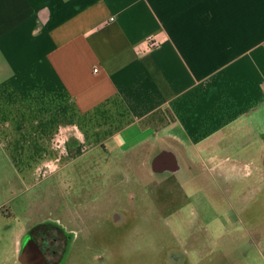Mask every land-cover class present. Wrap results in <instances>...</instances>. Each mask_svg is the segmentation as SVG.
I'll list each match as a JSON object with an SVG mask.
<instances>
[{
  "label": "crops",
  "instance_id": "obj_1",
  "mask_svg": "<svg viewBox=\"0 0 264 264\" xmlns=\"http://www.w3.org/2000/svg\"><path fill=\"white\" fill-rule=\"evenodd\" d=\"M216 159L224 179L264 170V0H0V162L29 189ZM28 215L12 256L46 264L29 230L73 232Z\"/></svg>",
  "mask_w": 264,
  "mask_h": 264
},
{
  "label": "rangeland",
  "instance_id": "obj_2",
  "mask_svg": "<svg viewBox=\"0 0 264 264\" xmlns=\"http://www.w3.org/2000/svg\"><path fill=\"white\" fill-rule=\"evenodd\" d=\"M224 165L216 159L172 173L149 170L145 179L116 176L87 194L84 175L69 179L75 186L68 190L57 175L29 189L1 160L0 264H17L15 229L28 213L41 219L49 212L75 238L60 264H264V170L224 179ZM74 194L77 203L90 201L74 207ZM56 245L53 261L64 249Z\"/></svg>",
  "mask_w": 264,
  "mask_h": 264
},
{
  "label": "flooded vegetation",
  "instance_id": "obj_3",
  "mask_svg": "<svg viewBox=\"0 0 264 264\" xmlns=\"http://www.w3.org/2000/svg\"><path fill=\"white\" fill-rule=\"evenodd\" d=\"M52 232L54 233L52 234ZM27 237L34 241L46 264H60L59 262L62 258H65V251L67 249L68 242L73 239V235L65 229L50 225L35 227L29 230ZM60 242H62L64 246L62 255L58 258V260L53 261L54 255L57 252V250L54 249V245ZM51 244L54 248L50 246Z\"/></svg>",
  "mask_w": 264,
  "mask_h": 264
},
{
  "label": "built area",
  "instance_id": "obj_4",
  "mask_svg": "<svg viewBox=\"0 0 264 264\" xmlns=\"http://www.w3.org/2000/svg\"><path fill=\"white\" fill-rule=\"evenodd\" d=\"M146 43L149 48H156L160 44V42L155 37L148 38Z\"/></svg>",
  "mask_w": 264,
  "mask_h": 264
}]
</instances>
